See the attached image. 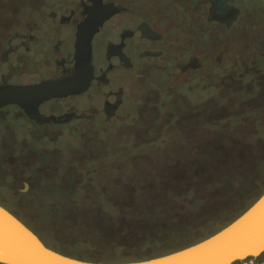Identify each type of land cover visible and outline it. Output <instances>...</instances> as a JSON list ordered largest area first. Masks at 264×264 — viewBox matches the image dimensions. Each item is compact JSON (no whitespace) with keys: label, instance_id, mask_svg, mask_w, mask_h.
Here are the masks:
<instances>
[{"label":"rangeland","instance_id":"374dc122","mask_svg":"<svg viewBox=\"0 0 264 264\" xmlns=\"http://www.w3.org/2000/svg\"><path fill=\"white\" fill-rule=\"evenodd\" d=\"M21 4L35 7L32 0H1L0 24H7ZM258 14L251 20L254 31L264 26V14ZM260 65L250 63L255 69ZM236 72L221 71L214 83L206 77L183 87L177 79L131 82L126 91L135 101L124 107L121 123H86L63 134L55 129L34 135L35 142H24L19 161L28 167V185L22 189L16 183L25 190L19 197L22 209L11 211L26 217L49 244L42 243L45 247L113 263L218 231L264 189V71L256 76L257 89ZM163 123L180 125L164 130ZM4 148L9 155L11 146ZM2 169L0 183L13 186ZM239 179L238 189L232 182ZM76 187L84 194L71 200ZM188 190L196 204L184 200ZM99 195L118 212L103 213ZM144 211L160 215L148 218ZM232 264H264V252Z\"/></svg>","mask_w":264,"mask_h":264},{"label":"flooded vegetation","instance_id":"af4514ba","mask_svg":"<svg viewBox=\"0 0 264 264\" xmlns=\"http://www.w3.org/2000/svg\"><path fill=\"white\" fill-rule=\"evenodd\" d=\"M32 4L35 7H14L15 15L0 24V89L74 76L77 27L89 15L108 8L115 11L91 36V78L83 92L39 103L34 117L18 104L0 106V168L5 169L4 179L13 181V186L0 183V206L15 217L11 209H22L19 197L25 195L16 183L22 189L28 185V167L19 162L22 146L35 142L34 135L39 138L41 132L55 129L63 134L86 123H121L124 107L135 101L126 91L131 82L155 85L177 79L183 87L206 77L214 83L218 72L236 70L257 89L256 76L264 71V26L254 31L256 24L251 23L258 13L264 14V0H32ZM251 62L261 65L255 69ZM162 125L164 130H178L180 124ZM8 144L9 155L3 151Z\"/></svg>","mask_w":264,"mask_h":264},{"label":"water","instance_id":"95a60500","mask_svg":"<svg viewBox=\"0 0 264 264\" xmlns=\"http://www.w3.org/2000/svg\"><path fill=\"white\" fill-rule=\"evenodd\" d=\"M89 15L74 39V76L57 81L0 89V106L18 104L29 116L39 103L83 92L91 78L90 39L109 14ZM35 109V110H34ZM264 252V191L235 219L213 234L173 252L144 260L118 263L74 259L45 247L13 214L0 206V264H232Z\"/></svg>","mask_w":264,"mask_h":264},{"label":"trees","instance_id":"16d2710c","mask_svg":"<svg viewBox=\"0 0 264 264\" xmlns=\"http://www.w3.org/2000/svg\"><path fill=\"white\" fill-rule=\"evenodd\" d=\"M0 2H1V0H0ZM1 7V6H0ZM256 126H260L261 127V123H258V124H256ZM262 127H263V125H262ZM264 132V131H263ZM264 137V136H263ZM240 179L238 180V181H233L232 182V185L233 186H236V187H238V189L239 188H242V184H240ZM229 189H227V190H225L226 192H230L231 191V189L228 191ZM224 191V190H223ZM224 191V192H225ZM264 191V189L260 192V193H258V195H256L253 199H252V201L250 202V204L262 193ZM84 193H83V189L81 188V187H76V189L72 192V199L71 200H78V198H81L82 197V195H83ZM192 192L191 191H186V192H184V194L182 195L183 197H184V200H186V201H189L190 199L193 201V204H196L197 203V200L196 199H193V197H192ZM97 197H99V199L100 200H103V197H102V195H99V196H97ZM191 202V201H190ZM189 202V203H190ZM104 205H105V207H101V211L103 212V213H108V214H110L111 216H112V213H116V212H118V208H114V207H112V205H110L109 203H107L106 201H104L103 200V202H102ZM249 204V205H250ZM248 205V206H249ZM247 206V207H248ZM246 207V208H247ZM122 210V209H121ZM140 211H141V213H143V211H142V209H139ZM245 210V209H244ZM244 210H242V211H240V212H238L233 218H230V219H228L227 220V222H226V224H228L229 222H231L233 219H235L238 215H240ZM15 213V212H14ZM144 213H146L145 211H144ZM230 213H232V211H230ZM229 213V214H230ZM147 214V213H146ZM159 214V213H158ZM15 215H16V217H17V219H19L29 230H31L33 233H35V235L37 236V238L42 242V243H46V242H44L42 239H41V237L39 236V234H37V232L35 231V230H33V228H31L30 226H29V224L27 223L28 222V220L26 219V217H22V215L20 214V213H15ZM147 215H149V214H147ZM151 215V216H150ZM149 215V217L148 218H151V217H156V216H158L159 217V215H157L156 214V216H155V213L153 214V213H151ZM226 224H224L223 225V227L226 225ZM222 228V227H221ZM52 235V234H51ZM54 236V235H53ZM50 237V240L52 241V242H54V237ZM202 239H204V238H201V239H199V240H197V241H200V240H202ZM196 241V242H197ZM196 242H188L187 244H185V245H183V246H180V247H177V248H171V249H168V250H165L164 252H160V253H155V254H151V255H143V256H139V257H132V256H127V257H125V258H123L122 260H120V259H118V261H120V262H127V261H137V260H144V259H148V258H152V257H157V256H160V255H163V254H167V253H170V252H173V251H175V250H178V249H181V248H183V247H186V246H188V245H191V244H193V243H196ZM47 244V243H46ZM47 245H49V244H47ZM50 248H51V246H49ZM113 247L114 248H119V249H121V248H123V245L122 244H116V245H113ZM51 249H53V248H51ZM55 251H57V250H55ZM57 253H60V254H62V255H65V256H69L67 253H65V252H63V251H57ZM69 257H72V256H69ZM74 259H80V260H83V261H89V262H100V263H113V262H111V260L110 261H102V260H88V259H82V258H79V257H73ZM252 258H247L246 260H251ZM117 261V260H116ZM116 263H118V262H116Z\"/></svg>","mask_w":264,"mask_h":264}]
</instances>
